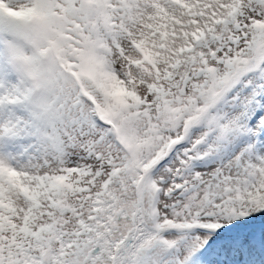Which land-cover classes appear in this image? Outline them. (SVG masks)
Listing matches in <instances>:
<instances>
[{
  "label": "snow or ice",
  "instance_id": "1",
  "mask_svg": "<svg viewBox=\"0 0 264 264\" xmlns=\"http://www.w3.org/2000/svg\"><path fill=\"white\" fill-rule=\"evenodd\" d=\"M0 264H264V0H0Z\"/></svg>",
  "mask_w": 264,
  "mask_h": 264
}]
</instances>
